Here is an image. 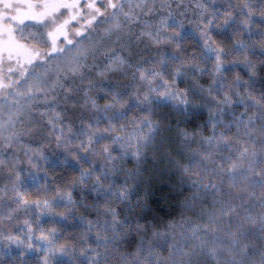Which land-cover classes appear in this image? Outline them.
I'll list each match as a JSON object with an SVG mask.
<instances>
[{
  "label": "clouds",
  "instance_id": "clouds-1",
  "mask_svg": "<svg viewBox=\"0 0 264 264\" xmlns=\"http://www.w3.org/2000/svg\"><path fill=\"white\" fill-rule=\"evenodd\" d=\"M154 11L80 0L44 16L23 38L32 56L8 61L0 152L88 157L65 181L73 264H264V92L195 99L148 56ZM225 105L243 111L226 122Z\"/></svg>",
  "mask_w": 264,
  "mask_h": 264
},
{
  "label": "trees",
  "instance_id": "trees-1",
  "mask_svg": "<svg viewBox=\"0 0 264 264\" xmlns=\"http://www.w3.org/2000/svg\"><path fill=\"white\" fill-rule=\"evenodd\" d=\"M173 5L179 15L181 8L193 9V14L182 15L176 23L178 28L165 25L174 30L171 39L155 41V28L161 20L169 21L177 16ZM154 8L155 11L146 17L152 27L143 38L148 45V56L162 60L169 72L176 70L180 87L190 89L195 99L207 96L209 90L217 100L224 99L225 93L235 100L237 91L248 90L254 95L264 92V0H154ZM194 10L204 14L206 35L214 51L220 52L219 58L207 51L199 36L191 30L192 21L186 17L194 15ZM19 39L25 42L23 37ZM224 108L226 122L233 119L232 113L239 115L243 111L242 105L232 109L225 105ZM191 111L193 119L204 118V109ZM45 156L20 166L25 169L28 165L40 175V189L31 185L26 191L22 190L21 196L38 200L40 206L30 210V227L35 236L49 242L51 252L44 249L0 250V264H73L72 256L60 250L74 243L81 231L79 221L61 215L70 206L65 181L67 175L77 170L88 157L82 156L81 161H77L66 158L63 151L47 152ZM73 196L77 200L80 198L78 191Z\"/></svg>",
  "mask_w": 264,
  "mask_h": 264
},
{
  "label": "rangeland",
  "instance_id": "rangeland-1",
  "mask_svg": "<svg viewBox=\"0 0 264 264\" xmlns=\"http://www.w3.org/2000/svg\"><path fill=\"white\" fill-rule=\"evenodd\" d=\"M79 3L80 0H73V2L70 0H0V88H7L10 82L6 78L8 61L19 57L20 61L24 62L32 56L31 49L19 37H28L44 16H55L61 9L66 15H77ZM172 9L177 16L169 18L170 22L164 18L161 20L162 22L155 28V41L161 38L171 39L174 30L167 27L169 28L170 25L177 27V20L181 19L182 15L190 12L193 14V9L188 11L186 8V10L181 8L180 15L175 5ZM194 11V15L186 17L192 21L191 30L199 36L207 51L219 58L220 52L214 51L206 35L207 31L203 26L202 18L204 14ZM166 21L169 24H166ZM60 31L62 27H58L53 36L59 35ZM10 153L11 150L0 152V250L3 252L13 250L30 252L36 249L50 251L49 242L41 236H35L30 227V210L40 206L38 200H29L21 196L23 189L26 191L31 185L39 186L40 175L28 165L25 169L20 168L29 162L22 153ZM37 189H40V186Z\"/></svg>",
  "mask_w": 264,
  "mask_h": 264
}]
</instances>
